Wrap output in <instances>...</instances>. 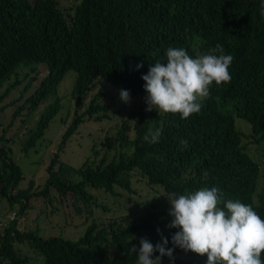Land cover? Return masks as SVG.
Wrapping results in <instances>:
<instances>
[{
	"label": "trees",
	"instance_id": "16d2710c",
	"mask_svg": "<svg viewBox=\"0 0 264 264\" xmlns=\"http://www.w3.org/2000/svg\"><path fill=\"white\" fill-rule=\"evenodd\" d=\"M260 4L261 0H72L63 6L61 0H0V113L21 102L0 133L4 213L16 211L23 218L32 197L49 199L52 194L61 201L88 203L92 198L88 188L111 193L117 187L135 193L132 178L136 175L139 182L161 189L166 196L217 187L225 199L251 204L264 218V16ZM218 44L234 57L232 79L213 84L199 113L182 119L179 114L146 110L148 94L142 76L149 65L166 62L171 47H183L194 58ZM141 63L143 67L138 68ZM39 64L44 72L25 100L21 101V95L5 103L22 81L29 80L25 93L32 88L30 79L36 75L30 78L28 71L38 72ZM70 70L75 73L71 96L78 103L98 91L84 114H74L58 153L84 115L94 110L92 102L103 93L98 83L142 99L118 128L119 148L112 157L86 159L74 168L61 162L55 152L41 188L33 193L20 191L22 170L12 159L14 140L6 132L22 114L38 112L21 146L22 152L29 151L60 111L58 99L49 104L47 100ZM236 118L249 126L247 132L236 126ZM150 128L160 130L158 143L145 141ZM182 139L188 141L185 148ZM250 145L259 147V158L249 153ZM168 213L152 210L138 218L120 215L93 221L76 240L43 238L11 225L0 234V264H31L32 257L22 253L20 245L35 250L42 257L40 264H137V254L130 248L139 249L142 238L154 246L161 243L157 229L168 239L167 247L174 249L173 259L164 256L161 264H205L207 256L172 244L179 230L168 227L172 221ZM159 256L155 252L152 258Z\"/></svg>",
	"mask_w": 264,
	"mask_h": 264
},
{
	"label": "rangeland",
	"instance_id": "374dc122",
	"mask_svg": "<svg viewBox=\"0 0 264 264\" xmlns=\"http://www.w3.org/2000/svg\"><path fill=\"white\" fill-rule=\"evenodd\" d=\"M72 0H61L63 6L71 5ZM38 72L28 71L31 78L36 75V79L31 78L32 88L25 93V85L28 79L22 81L13 89L5 103L17 99L21 95L22 100L31 93L37 85L38 79L42 76L43 65L36 66ZM20 74V78H22ZM74 71L70 70L56 89L55 93L47 100V104L52 103L55 98L59 100L60 111L50 122L42 138L38 139L34 146L27 152H22L21 146L28 137V129L33 127L38 112L28 116L22 114L6 132L7 137H13L14 143L11 144L12 159L20 166L23 179L18 185L20 191L27 190L29 193L36 192L41 188L46 180V168L56 152L61 162L78 168L86 159L93 161L106 154L112 157L115 148H119L117 130L129 115V112L136 106L142 96L130 97V102L125 103L121 99V94L112 86L98 83V88L103 89L100 97L93 103L94 110L86 113L83 122L77 127L76 132L69 138L61 152H57L63 133L71 122L74 114H84L91 106V99L97 93V89L89 93L82 102L78 103L71 96ZM10 83L14 82L12 78ZM21 102H16L0 113V133L1 129L7 128L10 123L13 110ZM42 110V109H40ZM21 119H24L21 122ZM236 126L242 131L247 132L249 126L242 119H235ZM243 123V124H242ZM16 134V135H15ZM123 150L130 151L129 147ZM249 153L254 159L259 158L261 151L258 146L250 145ZM98 155V157H96ZM138 176L132 178V187L136 192L128 193L117 187L111 193L105 192L100 188H88L91 195L88 203L82 200H59L55 194L50 195L49 199L43 197H32L28 203V208L23 214L21 221L22 231H35L40 237L60 236L65 239L76 240L79 238L88 224L95 221H103L113 216L128 215L138 218L141 214L152 210L169 211L170 203L161 189H150L139 182ZM87 212H85L84 208ZM0 205V214H5ZM16 210V209H15ZM80 210V211H78ZM90 211L91 214H88ZM172 220V218H171ZM22 253L32 257L31 264H40L42 257H39L35 250L28 246H18ZM37 255V256H36ZM207 264V262L205 263Z\"/></svg>",
	"mask_w": 264,
	"mask_h": 264
},
{
	"label": "clouds",
	"instance_id": "9594fccd",
	"mask_svg": "<svg viewBox=\"0 0 264 264\" xmlns=\"http://www.w3.org/2000/svg\"><path fill=\"white\" fill-rule=\"evenodd\" d=\"M260 14L264 16V0ZM234 57L225 54L222 45L210 48L207 53L194 58L183 47H171L166 51V62L157 60L149 65L142 76L147 92V111L158 109L166 114H179L188 119L202 110V101L210 95L213 84L219 86L232 79L230 67ZM142 68L143 64L137 66ZM121 99L130 102V92L121 90ZM160 130L149 129L145 141L158 143ZM181 147L188 141L182 139ZM170 203L169 228L178 229L172 236V244L199 256H207V264H264V218L251 204L239 199H225L217 187H202L193 192L167 197ZM161 235V243L155 246L147 239L140 240V247L130 248L137 254V264H161L164 256L173 259L174 249ZM160 256L153 259V254Z\"/></svg>",
	"mask_w": 264,
	"mask_h": 264
},
{
	"label": "built area",
	"instance_id": "2783aa9c",
	"mask_svg": "<svg viewBox=\"0 0 264 264\" xmlns=\"http://www.w3.org/2000/svg\"><path fill=\"white\" fill-rule=\"evenodd\" d=\"M22 217L16 211H11L5 215L0 214V234L9 226H15V230L21 231Z\"/></svg>",
	"mask_w": 264,
	"mask_h": 264
}]
</instances>
